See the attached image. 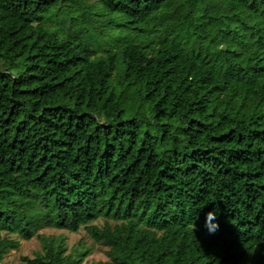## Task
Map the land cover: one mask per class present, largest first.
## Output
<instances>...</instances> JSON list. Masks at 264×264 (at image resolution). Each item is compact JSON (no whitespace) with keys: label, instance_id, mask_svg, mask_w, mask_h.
I'll return each instance as SVG.
<instances>
[{"label":"trees","instance_id":"trees-1","mask_svg":"<svg viewBox=\"0 0 264 264\" xmlns=\"http://www.w3.org/2000/svg\"><path fill=\"white\" fill-rule=\"evenodd\" d=\"M45 228L264 264V0H0V264H86Z\"/></svg>","mask_w":264,"mask_h":264},{"label":"rangeland","instance_id":"rangeland-1","mask_svg":"<svg viewBox=\"0 0 264 264\" xmlns=\"http://www.w3.org/2000/svg\"><path fill=\"white\" fill-rule=\"evenodd\" d=\"M99 227L102 226L103 221L98 220L95 222ZM39 234L45 235H62L65 238V243L68 249H73L76 246H83L88 248L91 252L88 257H86L84 263L86 264H98V262H103L107 260L106 248L101 245L95 244L86 234L84 230H80L78 233H69L66 231L55 230L51 228H45L39 231ZM12 239H19L17 236H10ZM20 246L17 250L10 251L3 259L1 264H21L20 258L23 256L32 258L36 252L40 251L39 240L34 237L30 241H23L19 239Z\"/></svg>","mask_w":264,"mask_h":264},{"label":"clouds","instance_id":"clouds-1","mask_svg":"<svg viewBox=\"0 0 264 264\" xmlns=\"http://www.w3.org/2000/svg\"><path fill=\"white\" fill-rule=\"evenodd\" d=\"M216 219L217 214L214 210L205 214V228L209 234H215L219 229V225L217 223H212V221Z\"/></svg>","mask_w":264,"mask_h":264}]
</instances>
